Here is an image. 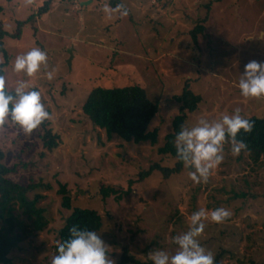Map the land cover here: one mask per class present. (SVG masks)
I'll use <instances>...</instances> for the list:
<instances>
[{
	"label": "rangeland",
	"instance_id": "obj_1",
	"mask_svg": "<svg viewBox=\"0 0 264 264\" xmlns=\"http://www.w3.org/2000/svg\"><path fill=\"white\" fill-rule=\"evenodd\" d=\"M8 1L0 0V27L8 34L2 38L0 68L10 89L20 79L39 88L50 113L30 133L10 120L0 126L3 163L15 168L8 177L23 185L50 186L28 193L29 198L44 196L37 206L44 210L47 225L25 233L9 254L11 263L50 264L58 230L72 211L62 206L59 189L64 185L72 207L95 209L102 216L98 235L114 263L124 249L143 264H152L150 252L174 253L172 237L188 230L192 213L223 207L231 216L219 224L203 221L202 246L214 257L221 253L219 264H264V155L257 163L245 150L234 156L226 139L224 160L207 182L193 183L185 165L166 180L161 172L138 180L154 165L176 163L158 150L173 131L181 105L175 96L185 85L202 101L187 113L183 127L237 108L244 118L264 117V97L245 98L238 87L244 65L264 61V39L258 38L264 33V0H115V5L111 0ZM118 3L128 8L127 16L104 13L105 4ZM25 20L19 37L13 38L18 22ZM199 24L205 29L195 43L192 32ZM32 47L46 51L48 63L29 78L15 73L12 64ZM45 70H54L52 80ZM134 84L159 97L148 128L158 131L155 145L117 136L109 140L82 113L93 88ZM45 128L62 141L52 152L40 138ZM101 188L116 194L103 198Z\"/></svg>",
	"mask_w": 264,
	"mask_h": 264
},
{
	"label": "clouds",
	"instance_id": "obj_2",
	"mask_svg": "<svg viewBox=\"0 0 264 264\" xmlns=\"http://www.w3.org/2000/svg\"><path fill=\"white\" fill-rule=\"evenodd\" d=\"M110 18L113 14L124 17L129 14L124 3L115 7L105 4L103 8ZM258 38L264 39V33ZM48 53L39 47L18 54L12 64L13 71L23 73L31 78L41 72L42 66L47 68ZM48 80L53 79L54 70L44 72ZM241 96L248 98L264 97V61H249L244 65L238 81ZM50 119L42 92L27 81L17 80L13 88L7 86L6 76L0 74V126L10 120L25 132H32L45 120ZM250 119L244 118L237 108L231 114H222L217 119L200 118L195 125L181 127L175 135L176 156L189 168V178L193 183L207 182L212 170L224 160V145L231 142V152L238 156L247 148L238 133L252 131ZM231 212L223 207L206 211L201 208L190 216L189 228L186 232L173 236L172 242L176 251L169 253L157 250L149 253L152 264H215L214 254L200 243L199 237L205 229L206 219L222 223ZM50 264H114L109 258L108 245L97 231L73 226L69 236L57 242V253L51 258Z\"/></svg>",
	"mask_w": 264,
	"mask_h": 264
},
{
	"label": "trees",
	"instance_id": "obj_3",
	"mask_svg": "<svg viewBox=\"0 0 264 264\" xmlns=\"http://www.w3.org/2000/svg\"><path fill=\"white\" fill-rule=\"evenodd\" d=\"M115 5V0H111ZM86 6V5H83ZM3 8L0 7V13ZM46 8H43L44 12ZM207 18L203 22L206 23ZM28 20L18 22V29L13 38L19 37V28L26 24ZM204 25L199 24L192 32L193 41L197 42V33L204 31ZM8 35L0 27V51L4 52L2 38ZM3 67V66H1ZM0 74H3L0 68ZM159 97L152 98L145 87L139 84L122 87L93 88L86 96L82 105L83 115L96 127L105 130L107 138L110 140L114 136L126 142L142 144L150 142L155 145L158 139V131H149L148 128L158 112ZM175 100L180 105V114L173 120V131L166 136L165 145L158 151L162 155H168L176 159L173 167H161L154 165L149 170L139 174V181L146 179L154 172H161L164 179H169L172 175H177L182 171L183 162L176 156L175 135L184 126L187 113L193 112L202 101L199 95L194 94L188 85H185L181 95L175 96ZM253 127L249 133L241 130L237 139H242L247 148L251 161L257 163L264 155V117H250ZM44 125V122L41 124ZM43 146L49 151L55 150L61 144L59 134L53 132L51 128H45V132L40 135ZM3 152L0 150V264H12L9 254L18 247L23 240L25 233L31 231H42L47 222L44 218V210L37 206V203L44 196L34 193L29 198L28 193L37 188L49 189V185L28 184L23 185L13 181L8 176L15 171V168H8L3 163ZM102 197L106 198L110 193L116 194V190L101 188ZM59 193L62 195V206L67 210H72L64 221V225L58 230V241H63L69 236V229L73 226L87 228L99 232L103 227V218L95 209L85 207H72L70 197L67 194L66 186H61ZM22 212L28 224L20 220L18 211ZM30 227L28 229V227ZM57 253V246L55 247ZM219 252L215 256V264H219L221 257ZM114 264H143L133 256L129 255L126 249L122 250L119 260Z\"/></svg>",
	"mask_w": 264,
	"mask_h": 264
},
{
	"label": "water",
	"instance_id": "obj_4",
	"mask_svg": "<svg viewBox=\"0 0 264 264\" xmlns=\"http://www.w3.org/2000/svg\"><path fill=\"white\" fill-rule=\"evenodd\" d=\"M90 2H83L82 5H87L89 4Z\"/></svg>",
	"mask_w": 264,
	"mask_h": 264
},
{
	"label": "crops",
	"instance_id": "obj_5",
	"mask_svg": "<svg viewBox=\"0 0 264 264\" xmlns=\"http://www.w3.org/2000/svg\"><path fill=\"white\" fill-rule=\"evenodd\" d=\"M10 2H11V0L8 1V3H10Z\"/></svg>",
	"mask_w": 264,
	"mask_h": 264
}]
</instances>
